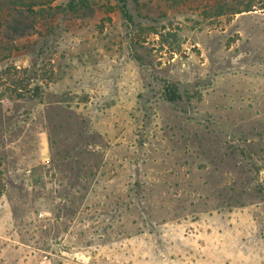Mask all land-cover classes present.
<instances>
[{
  "label": "rangeland",
  "instance_id": "obj_1",
  "mask_svg": "<svg viewBox=\"0 0 264 264\" xmlns=\"http://www.w3.org/2000/svg\"><path fill=\"white\" fill-rule=\"evenodd\" d=\"M211 2L0 0V264H264V9Z\"/></svg>",
  "mask_w": 264,
  "mask_h": 264
},
{
  "label": "trees",
  "instance_id": "obj_2",
  "mask_svg": "<svg viewBox=\"0 0 264 264\" xmlns=\"http://www.w3.org/2000/svg\"><path fill=\"white\" fill-rule=\"evenodd\" d=\"M214 2H211L209 4V9L213 10V14L215 16H222V15H235L237 13H242L244 11H251L255 9V7H259L264 9V0H240L236 3H230L223 5L221 2L213 0ZM2 24H0V27ZM32 24L25 23L22 20L16 18L14 19L13 23L8 24L6 27L8 30L11 31V34L13 36H24L25 34H28L29 30L32 28ZM14 39H11V41ZM18 82L16 80L11 81V84L16 85ZM39 88V87H38ZM16 91V87L15 90ZM29 91V90H27ZM16 95H20V93H16ZM181 98V95L179 94L178 90L176 88H168V100L169 101H177Z\"/></svg>",
  "mask_w": 264,
  "mask_h": 264
}]
</instances>
